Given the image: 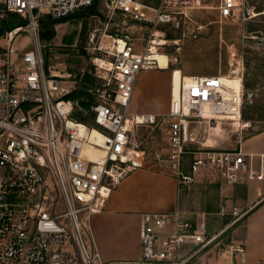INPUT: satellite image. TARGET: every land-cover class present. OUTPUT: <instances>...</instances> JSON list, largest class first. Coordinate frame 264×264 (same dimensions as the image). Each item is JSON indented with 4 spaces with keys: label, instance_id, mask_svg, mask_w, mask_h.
<instances>
[{
    "label": "built area",
    "instance_id": "1",
    "mask_svg": "<svg viewBox=\"0 0 264 264\" xmlns=\"http://www.w3.org/2000/svg\"><path fill=\"white\" fill-rule=\"evenodd\" d=\"M99 1L143 28L140 42L135 46L128 31L109 33L112 44L99 45L92 60L95 82L70 95L73 85L61 84L62 76L45 71L38 21L42 14L54 18L83 10L92 0H0V21L8 18L7 12L28 19L0 35V264H107L94 241L91 215L104 207L126 175L144 165L142 141L132 133L155 118L130 109L137 77L168 68L178 55L166 50L177 41L160 27L171 20L170 0ZM241 1L219 0L220 17L235 15ZM20 31L30 39L25 49L13 43ZM159 53L167 56L166 67L160 65ZM220 74H192L177 97L170 95L164 114L167 149L158 164L176 178L179 189L190 188L199 172L233 184L247 167L241 150L212 149L206 143L208 127L232 122L243 106L242 77L227 74L239 77L228 86ZM79 97L90 100L89 112L76 103ZM94 128L100 141L90 137ZM201 132L206 136L197 141ZM86 143L104 153L95 158L82 154ZM192 143L201 148H190ZM187 152L191 158L186 165ZM138 236L139 257L117 264H186L193 253L215 243L221 245L225 264L246 259L243 244L207 232L204 214L194 221L180 209L144 211ZM185 245L191 248L185 250Z\"/></svg>",
    "mask_w": 264,
    "mask_h": 264
},
{
    "label": "rangeland",
    "instance_id": "2",
    "mask_svg": "<svg viewBox=\"0 0 264 264\" xmlns=\"http://www.w3.org/2000/svg\"><path fill=\"white\" fill-rule=\"evenodd\" d=\"M143 1L152 4L156 2ZM218 3L219 0L169 2L171 20L160 27L165 28L167 38L177 40L176 44L171 41L166 50L169 53L176 52L178 60L166 69L140 72L135 84L134 99L130 104L134 112L155 115L153 121L145 120L132 133V138L142 141L145 165L158 163L165 155L167 138L164 114L170 100L172 70L180 69V66L184 69V75L192 69L220 71V75H240L244 88L241 121L246 126H237L238 138L264 127V0H242L236 14L226 18L220 17ZM7 15L8 18L19 17L14 12H7ZM48 17L42 14L38 21V39L45 71L62 74L58 78L59 83L73 85V94L95 82L92 60L99 53V45L112 44L109 33L128 31L134 45L138 46V32L143 30L134 21L123 17L116 10L108 9L99 0L95 10L86 16L52 20L53 36L42 38L40 30L50 24ZM3 42L4 39L0 38V43ZM13 43L23 49L29 47L28 34L20 31L14 35ZM175 45L179 46L177 50ZM60 78L66 82L62 83ZM90 116L91 113L88 120L92 121ZM221 125L229 132L235 127L227 120L221 121ZM196 127L199 129V124ZM208 134L214 140L230 139L216 132ZM205 136L206 132H201L197 141L203 140ZM214 140L212 143H215ZM189 154L184 155L185 164ZM130 228L127 222L123 227L124 232H129Z\"/></svg>",
    "mask_w": 264,
    "mask_h": 264
},
{
    "label": "crops",
    "instance_id": "3",
    "mask_svg": "<svg viewBox=\"0 0 264 264\" xmlns=\"http://www.w3.org/2000/svg\"><path fill=\"white\" fill-rule=\"evenodd\" d=\"M179 68L184 75L183 67ZM193 72L209 75L220 71L192 69L186 73ZM60 79L62 83L66 82ZM134 93L135 89L133 99ZM236 128L231 132L224 128L221 136L230 139L212 138L215 143L211 147L239 149L244 153L247 167L243 169L241 179L233 184L224 183L214 174L199 172L190 188L179 189L176 178L154 162L134 169L112 189L104 207L91 215L94 241L107 264L129 262L139 257L141 212L175 209H180L194 221L204 214L208 233H218L221 241L245 246L244 264H264V127L241 138H238ZM189 147L201 148L196 143ZM249 172L253 173L251 177ZM260 173L262 176H256ZM127 222L131 228L124 232ZM190 248L184 246L185 250ZM225 263L221 245L215 243L193 253L186 264Z\"/></svg>",
    "mask_w": 264,
    "mask_h": 264
},
{
    "label": "bare ground",
    "instance_id": "4",
    "mask_svg": "<svg viewBox=\"0 0 264 264\" xmlns=\"http://www.w3.org/2000/svg\"><path fill=\"white\" fill-rule=\"evenodd\" d=\"M262 13H264V12H262ZM253 15H256V14L253 13ZM31 39L34 40V37H31ZM157 57H158V61H159L160 65L162 67H166L168 58L165 55V53H159V55ZM220 76H221V79L223 80V82L228 86L234 85L235 83L238 82L237 80H239V77L237 75L236 76L220 75ZM191 77H192V75H185V76L182 75L179 69H173L172 74H171V80H170V95L177 97L182 83L187 85L191 81ZM203 108H204V113L206 114L207 113L206 110L209 108V106L205 104ZM241 112L242 111H240L239 115L237 117H235L232 120V122H230V124L235 125V128L237 126H246V124H243L241 121L242 120ZM208 128H209V133L210 132L211 133L216 132V133H218V135H220L224 130V127L221 125V121H219L216 125H210V127H208ZM79 132L82 134L85 133V128L83 127V125H80ZM208 135L206 136V141L208 144H212L213 140ZM90 137L97 140V141H100L101 135L94 128L91 131ZM103 153H104L103 150H101L97 147H93L87 143L84 144L82 147V154H85V155L89 156L90 158H95L97 156H101Z\"/></svg>",
    "mask_w": 264,
    "mask_h": 264
},
{
    "label": "water",
    "instance_id": "5",
    "mask_svg": "<svg viewBox=\"0 0 264 264\" xmlns=\"http://www.w3.org/2000/svg\"><path fill=\"white\" fill-rule=\"evenodd\" d=\"M98 0H92V2L83 10H79L76 12H72L69 14H66L64 16L60 17H54L52 18L53 21H60L65 18H77V17H83L88 14H90L95 7ZM28 22V19L25 17H17V18H7L5 20L0 21V35L4 34L6 31L12 30L13 28L25 25ZM76 103L85 110L86 112L90 111V105L91 102L89 99H85L82 97H79L76 99Z\"/></svg>",
    "mask_w": 264,
    "mask_h": 264
},
{
    "label": "trees",
    "instance_id": "6",
    "mask_svg": "<svg viewBox=\"0 0 264 264\" xmlns=\"http://www.w3.org/2000/svg\"><path fill=\"white\" fill-rule=\"evenodd\" d=\"M93 10H95V7L93 8ZM48 20H49V23H50L48 25V27L41 28V30H40V36L42 38H50L54 34V29L51 26V24L54 23V22L52 21L51 17H48ZM70 95H73V92Z\"/></svg>",
    "mask_w": 264,
    "mask_h": 264
}]
</instances>
